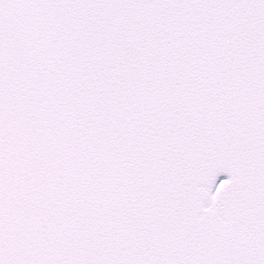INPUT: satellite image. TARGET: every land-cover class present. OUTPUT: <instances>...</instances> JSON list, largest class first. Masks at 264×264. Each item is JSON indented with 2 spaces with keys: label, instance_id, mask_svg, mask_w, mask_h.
Returning a JSON list of instances; mask_svg holds the SVG:
<instances>
[{
  "label": "snow or ice",
  "instance_id": "obj_1",
  "mask_svg": "<svg viewBox=\"0 0 264 264\" xmlns=\"http://www.w3.org/2000/svg\"><path fill=\"white\" fill-rule=\"evenodd\" d=\"M0 264H264V0H0Z\"/></svg>",
  "mask_w": 264,
  "mask_h": 264
}]
</instances>
